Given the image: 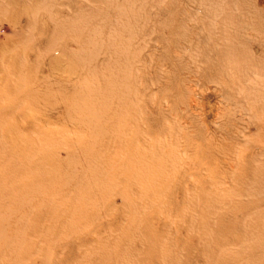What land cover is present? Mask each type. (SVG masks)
I'll return each mask as SVG.
<instances>
[{
  "label": "rangeland",
  "instance_id": "374dc122",
  "mask_svg": "<svg viewBox=\"0 0 264 264\" xmlns=\"http://www.w3.org/2000/svg\"><path fill=\"white\" fill-rule=\"evenodd\" d=\"M0 229V264H264V0H0Z\"/></svg>",
  "mask_w": 264,
  "mask_h": 264
},
{
  "label": "bare ground",
  "instance_id": "6f19581e",
  "mask_svg": "<svg viewBox=\"0 0 264 264\" xmlns=\"http://www.w3.org/2000/svg\"><path fill=\"white\" fill-rule=\"evenodd\" d=\"M14 31V35H17L19 32L17 30H13ZM240 39L243 41V42H246L247 39L245 37V35H241L240 36ZM51 65H52V69H55V70H60L61 69V66H60V63H59V60H58V57H56L52 62H51ZM73 67H70L69 70L72 71ZM122 106V105H121ZM154 115H158L157 112H155ZM86 117V116H85ZM150 116L147 114L146 115V118H149ZM88 118V117H87ZM89 119V118H88ZM96 127H98V122L96 123ZM98 129V128H97ZM91 132V131H90ZM91 136H92V139H93V142L95 141V137L93 136L92 132H91ZM105 138V135L104 137ZM6 245H7V234L4 233L3 229H0V256L4 253V249L6 248Z\"/></svg>",
  "mask_w": 264,
  "mask_h": 264
}]
</instances>
